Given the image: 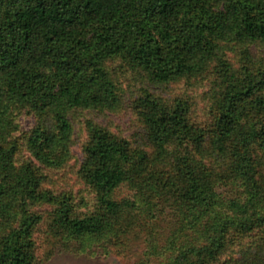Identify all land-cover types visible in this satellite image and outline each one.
I'll list each match as a JSON object with an SVG mask.
<instances>
[{
	"label": "trees",
	"instance_id": "16d2710c",
	"mask_svg": "<svg viewBox=\"0 0 264 264\" xmlns=\"http://www.w3.org/2000/svg\"><path fill=\"white\" fill-rule=\"evenodd\" d=\"M253 42L264 43V0H0V264H36L42 215L32 206L46 200L71 252L134 259L126 264L223 255V264H264V68L249 55L242 68L220 60L223 83L204 123L192 121L187 99L140 98L147 147L89 121L79 173L92 210L77 212L71 195L46 186L71 157V110L124 109L108 60L162 85ZM15 109L38 118L23 162ZM247 236L255 242L239 246Z\"/></svg>",
	"mask_w": 264,
	"mask_h": 264
},
{
	"label": "rangeland",
	"instance_id": "374dc122",
	"mask_svg": "<svg viewBox=\"0 0 264 264\" xmlns=\"http://www.w3.org/2000/svg\"><path fill=\"white\" fill-rule=\"evenodd\" d=\"M219 53V58L203 73L162 85L152 83L143 70L133 67L126 59L117 57L108 60L106 66L116 82L124 109L118 114L101 108H78L69 112L74 129L71 157L62 169L51 174L50 171L46 173L49 175V180L46 182L47 188L56 194L65 192L71 195L77 212L92 210L96 200L94 191L84 182L79 173V167L84 158V146L90 136L87 127L89 121L107 128L112 133L130 138L138 146L147 147V129L137 107L140 98L149 94L169 102L177 98L187 99L191 104L192 121L200 124L211 119L215 97L223 83L218 73L220 60H226L234 67L242 68L249 64L246 59L249 55L253 66L264 68V43L232 44ZM8 118L16 128L12 132L15 134L18 145L17 161L23 162L30 156L26 145L27 135L38 118L33 113L21 109L12 110ZM43 121L46 122V120ZM54 207V203L47 200L32 206V210L42 215V220L34 234L36 264H126L134 261V259L124 260L125 258L116 255L79 254L63 249L59 236L50 227ZM254 239V236H247L239 246H248ZM256 240L259 241L260 237L258 236ZM235 253H238V249ZM225 258V255L221 256V259L214 264H223Z\"/></svg>",
	"mask_w": 264,
	"mask_h": 264
}]
</instances>
